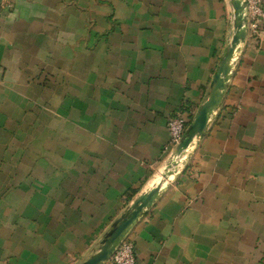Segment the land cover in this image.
<instances>
[{
    "label": "crops",
    "instance_id": "obj_1",
    "mask_svg": "<svg viewBox=\"0 0 264 264\" xmlns=\"http://www.w3.org/2000/svg\"><path fill=\"white\" fill-rule=\"evenodd\" d=\"M233 33L229 0H11L0 264L89 258L168 164V119L196 116ZM129 238L137 264H264V36Z\"/></svg>",
    "mask_w": 264,
    "mask_h": 264
},
{
    "label": "water",
    "instance_id": "obj_2",
    "mask_svg": "<svg viewBox=\"0 0 264 264\" xmlns=\"http://www.w3.org/2000/svg\"><path fill=\"white\" fill-rule=\"evenodd\" d=\"M233 14L234 33L211 83L206 100L192 119L189 127L171 153L168 164L163 168L156 182L134 200L126 212L118 218L105 233L98 248L79 264H106L121 243L129 237L140 221L154 207L168 190L184 166L197 139L205 137L209 123L222 106L242 55L248 37L247 5L245 0H229Z\"/></svg>",
    "mask_w": 264,
    "mask_h": 264
},
{
    "label": "built area",
    "instance_id": "obj_3",
    "mask_svg": "<svg viewBox=\"0 0 264 264\" xmlns=\"http://www.w3.org/2000/svg\"><path fill=\"white\" fill-rule=\"evenodd\" d=\"M247 5L248 39L260 40L264 36V8L262 0H245ZM11 0H0V15L10 8ZM190 121L184 112H178L168 119L169 152L172 153L184 137ZM166 149V150H168ZM134 242L125 239L106 264H137Z\"/></svg>",
    "mask_w": 264,
    "mask_h": 264
},
{
    "label": "rangeland",
    "instance_id": "obj_4",
    "mask_svg": "<svg viewBox=\"0 0 264 264\" xmlns=\"http://www.w3.org/2000/svg\"><path fill=\"white\" fill-rule=\"evenodd\" d=\"M130 239V238H129ZM132 240V239H131Z\"/></svg>",
    "mask_w": 264,
    "mask_h": 264
}]
</instances>
